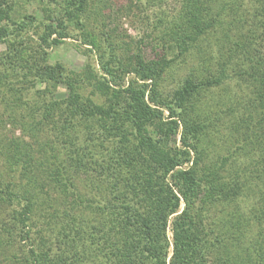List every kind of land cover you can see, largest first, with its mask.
Returning a JSON list of instances; mask_svg holds the SVG:
<instances>
[{
    "label": "trees",
    "instance_id": "trees-1",
    "mask_svg": "<svg viewBox=\"0 0 264 264\" xmlns=\"http://www.w3.org/2000/svg\"><path fill=\"white\" fill-rule=\"evenodd\" d=\"M25 1L0 0V43L7 45L0 132L14 128L0 133V231L7 238L0 249H18L6 264H168L166 227L176 213L170 264H234L231 249L264 264V0H257L262 11L246 0H181L174 18L164 14L156 25L161 52L154 58L141 48L120 51L115 29L105 26L118 11L115 0H42L41 18L17 12ZM126 1L142 9L163 0ZM213 29L221 33L218 71L204 66L207 74L202 69L163 98L170 63ZM67 37L92 46L83 49L84 70L47 63L46 49ZM233 77L251 88L234 114L240 128L227 153L204 168L205 138L226 112L197 108L203 94ZM59 84L68 93L58 100ZM181 125L187 148L171 143ZM199 146L196 164L181 168ZM254 187L255 220L263 224L254 250L242 253L247 229L231 235L218 224L211 239L212 211Z\"/></svg>",
    "mask_w": 264,
    "mask_h": 264
},
{
    "label": "rangeland",
    "instance_id": "rangeland-1",
    "mask_svg": "<svg viewBox=\"0 0 264 264\" xmlns=\"http://www.w3.org/2000/svg\"><path fill=\"white\" fill-rule=\"evenodd\" d=\"M143 1L145 3V0ZM180 1L181 0H163L161 4H151L142 9H139L134 5H130V3H128L126 0H115L118 11L117 13H114L115 18H106V30L109 31L110 29H115L114 38H116L119 44L123 46V49L120 50L121 52H126V54L128 55H132L138 53L141 48L147 58H154L156 57L157 52H161L159 46L157 47V49H155V46H157L155 44L158 42V40H155V36L158 33V30H155L156 25H160L159 21L162 20L160 17L164 14L168 15L167 19L169 18V20L174 18L180 8ZM246 1L248 6L250 5L252 9L258 7V11H262L261 2L258 3L257 0ZM42 5V0H30L25 1L22 5L16 7V10L18 13L26 12L34 14L36 17L41 18L42 15L40 12ZM162 21L165 22L166 20L163 19ZM99 28L100 29L94 31L98 33L99 30H102L103 27L101 24L99 25ZM76 34L78 35V37H81L78 31L76 32ZM220 34L221 33L218 32V29H213V31H211L209 35L202 37V39L191 46L190 51L186 53L185 56L177 57L175 58V60H173V62L170 63L171 66L165 72L163 79L161 80L159 85V90L161 91L160 93L163 98L171 99L174 96V93L179 88L183 87L186 80L190 76L201 72L202 69H204L205 73L207 74V70L205 69V67H209L213 71H218L216 61L220 55L219 51L222 43L220 40ZM86 47L91 48L92 46L83 44L81 39L77 40L73 37H67L63 39V42L61 44L46 49L49 52V59L47 63L51 65L63 63L70 70H84L88 61V57L83 53V49H85ZM6 49L7 45L1 42L0 53L5 52ZM210 49L212 51V54L209 53ZM93 54L95 59L96 52H94ZM175 54H169L167 58H172ZM160 56L163 57V55ZM237 83V78L234 77L225 80L220 86L214 88L212 92L203 94L200 104L197 108V112L201 113V115L205 110L209 109L213 112L224 109V112H226L225 116H222L221 122L217 121V127L214 129V131L211 130L212 128L209 129L208 135L210 136L213 133L212 137L214 141H211L209 139V136L205 138L206 140L204 143V156L200 161V164L203 165L204 168H209L211 163L216 162L217 158H221L222 155L227 153V148L231 147L230 145L235 140L234 137H236L237 133L236 129L240 128L239 118H237V116L234 114L240 109V107H242L244 103L248 101V92L251 91V88H249V86H247V84L245 83L239 82V86ZM67 93L68 90L65 85L59 84L54 90V94L56 97L55 99H64L67 96ZM30 96L33 100L36 95L30 93ZM38 99L39 97L37 96V100ZM47 99H49V96L47 97ZM40 100H42V98ZM170 104L174 105L175 103L172 102ZM3 107L4 106L0 100V112H2ZM162 109L164 110V117H166L167 119V117L169 116V111L164 108ZM233 110L234 113H232ZM26 112L27 111H25L24 109L22 111H19V116L21 114H26ZM178 119L180 124H182L181 118L178 117ZM10 125H8V128L3 129L4 132H7L8 130H10L11 132L14 130L13 125ZM218 127H220L219 131L216 130ZM182 131L183 128L181 125L179 131L174 136H172L171 143L177 145L180 148H185L186 146L182 139ZM16 133L17 135H19L21 131L17 129ZM47 136L48 135L44 133V138H46ZM201 148V146H199L197 150L190 148L189 150L191 151V159L183 164L181 168H188L192 165L194 166L196 164L198 155L197 151H200ZM250 156L252 157L253 154L244 156L242 158V163H247ZM4 165L5 164L3 158H0L1 172L6 170ZM258 192L259 191L257 190V188L254 187L250 190L249 193L243 192V194H241L238 199L230 202L226 206H221V208L218 210L212 211V215L210 216L209 221V226L213 227V232H211V239L212 237L214 238L218 233V224L220 225V227H223L224 230L228 231L231 235H233L234 233L237 234L240 229L241 231L247 229L243 237L241 236L244 240V245H246L243 248L244 250L242 249V253H244L247 248L249 250H254V241L263 239L262 233L260 234L258 231L260 227H263V224L255 220V214L257 213L255 210L257 209ZM184 208L185 203L182 200L180 208L178 210V214L181 213ZM176 214H173L168 218V224L166 227V234L169 242V254L167 258L168 264H170V259L173 254V222ZM0 238H3V240L7 239L5 232L0 231ZM1 251L3 252L1 253ZM14 252H18L16 245L14 246L12 244H8L7 246H3L0 249V264L8 263L5 256L10 257ZM229 253H232L231 255H237V257H239V260L237 262H234V264L250 263H248L250 259L241 260L243 257H247L237 251L235 252L233 249H231Z\"/></svg>",
    "mask_w": 264,
    "mask_h": 264
}]
</instances>
